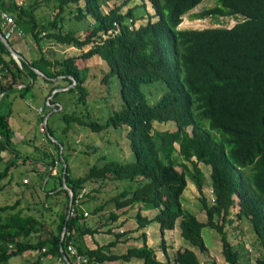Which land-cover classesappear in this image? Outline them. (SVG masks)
<instances>
[{"label":"trees","instance_id":"16d2710c","mask_svg":"<svg viewBox=\"0 0 264 264\" xmlns=\"http://www.w3.org/2000/svg\"><path fill=\"white\" fill-rule=\"evenodd\" d=\"M21 1L1 0V4L40 48L43 35L54 43L79 49L90 44L80 58L98 55L108 64L105 80L118 81L122 103L104 122L87 107L64 111L62 120L66 126L61 138L56 136L55 125L53 128L46 125L45 137L56 153L45 150L37 159L48 170L44 183L49 175L56 178L51 193L66 196L65 208L58 220L52 222L54 227L45 229L38 217L23 213L20 201L0 205V264H7L26 251H37L39 255L34 261L21 264H42L46 259L77 264L75 257L67 254L70 243L87 259L85 264L128 261L133 257L143 259V264H171L162 261L147 244L146 228L157 221L164 244L165 230L174 229L178 220L181 235L188 244L206 252L202 232L209 226L220 234L225 260L241 264L247 249L235 247L226 228L227 222H233L230 217L235 197L239 205L236 218L249 221L255 235L252 244L261 252L257 264H264V0H218L193 17L218 20L231 16L242 20L232 27L202 29L179 26L184 15L204 0H147L154 12L145 22L144 12H137L138 7L146 11L145 2L121 12L124 5L133 1L124 0L105 12V0H56L58 11L47 24H40L36 16V8L41 4L38 0ZM81 1L85 2L83 7L72 8ZM88 15L95 21L82 38L78 30L83 29L82 21ZM77 60L75 56L54 60L42 53L34 60L23 57L18 62L0 35V72L11 79L6 83L0 81V163L2 152L9 149L21 157L11 138L8 121L12 106L5 104V97L16 92L25 96L42 74L47 82L57 77L68 80L67 91L78 92L79 106H86L90 94L86 84L89 67H81ZM158 84L163 93L155 98L150 88ZM60 92H54V98ZM57 104L55 109L59 110L61 105ZM168 122L175 123L176 130H160L155 126ZM75 124L95 132L117 130L121 134L117 140L119 156L110 158L103 154L102 164L94 163L85 175H74L70 154L65 151L72 147L68 131ZM188 126H192L191 132ZM38 150L42 152L41 149L35 152ZM179 158L181 170L177 166ZM200 163L212 168V203L204 192L206 175ZM58 164L60 175L49 173ZM9 169L7 166L0 171V181L8 176ZM189 179L200 193L206 221L183 205L182 196ZM105 180L114 181L117 186V182H124L111 198L118 210L111 213L112 221H118L129 207L139 208L137 229L142 230L143 245L130 247L123 254L114 253L112 247L126 233L114 232L113 228L107 233L114 234L115 239L106 245L98 244L91 249L84 244L87 234L93 236L100 230L82 220L85 184ZM69 190L73 192L72 204ZM47 192L49 196L51 193ZM153 208L158 209L154 217L141 214L142 209ZM100 209L96 207L93 212ZM188 244L176 251L175 263L203 264Z\"/></svg>","mask_w":264,"mask_h":264},{"label":"rangeland","instance_id":"374dc122","mask_svg":"<svg viewBox=\"0 0 264 264\" xmlns=\"http://www.w3.org/2000/svg\"><path fill=\"white\" fill-rule=\"evenodd\" d=\"M27 1L35 2V0ZM38 1L41 4L36 8V16L39 19L40 24H47L54 19L58 11V9L55 8L56 0ZM123 1L124 0H105L103 10L107 12L112 7L121 5ZM144 2L147 6L146 11H143L141 10V7H138L137 12H144V15L146 16L144 18L145 22L147 21V16L151 14V12H154L151 3L147 0H133L129 4L124 5L121 12H126L130 7L140 5ZM217 2L218 0H204L184 16L181 27L198 29L207 27H232L242 20V18L235 19L231 16L221 17L218 20L211 17L204 19H196L193 17L194 13L202 11L205 7L213 6L217 4ZM84 5L85 2L81 1L79 4L73 5L72 8L76 9L79 6L83 7ZM94 21L95 19L91 15H88L82 21L84 27L83 29L78 30V34L81 35L82 38L85 37L90 29H92ZM43 36L44 38L40 39L42 48L38 46L32 35L25 31L20 38L14 37L10 39V42L13 44V47L28 60L39 58L42 53L48 56V58L51 57L54 60H60L70 56L78 57L77 62L81 67H89V78L86 82L90 90L89 101L86 106H79V93L67 91L70 87L68 80L63 77H57L55 80L47 82L42 74L33 83L32 90L25 94V96H18V93L16 92L9 93L5 97V104L12 106V111L10 112L11 116L8 121L11 128V138L16 149L20 151L21 157H17V152L12 151V149L2 152L3 161L0 163V171H4L7 166L10 169L8 176L0 181V205L12 204L20 201L19 208L23 210V213L35 215L39 218V223L42 224V227L44 224L45 229H49L50 227H54L52 222L56 219L58 220L60 213L64 211L66 196L63 193L59 195L51 193V188L55 184V177H50L49 175L46 178V183L43 181L45 175L48 174V170L44 166V163L37 158H40L45 150L56 153L54 145L45 137V131L47 130L46 125L48 124L51 128L55 125L57 132L56 136L61 138V131L66 126L65 122L62 120L64 111H79L82 107H87V110H90L95 118L104 122L111 111L121 107L122 99L120 96L118 81L115 79L105 80L109 66L103 59L98 55L89 59L80 58V56L90 48V44L79 49L74 46L54 43L48 38H45V35ZM17 42H20L21 44ZM10 80L9 76L5 77L0 72V81L6 83ZM19 85L18 87H21ZM150 89L152 90L151 94H153L154 97L155 95L160 97L163 93L161 84L153 85ZM58 90L62 92L54 98V92ZM57 103L61 105L59 110L55 109L58 105ZM42 117H44V119H42ZM155 126L160 130L173 131L177 128L176 124L173 122L155 123ZM189 130H191V128H189ZM212 135L215 137L213 132ZM68 136L69 142L72 143V147L67 148L65 154H70V165L73 174L76 176L85 175L94 163L102 164L103 159H101V156L103 154L110 158H116L121 153L117 142V140L120 139L121 134L114 129H105L100 132H95L88 127L82 128L78 124H75L73 128L69 129ZM64 141L67 142L66 140ZM217 142L218 147H221L218 138ZM37 149H41L42 152L39 150L38 152H35ZM26 155L30 158H26ZM181 161L182 159L179 158V161L177 162L178 169L180 170L182 167L179 165ZM187 163L190 164L189 162ZM200 166L206 175L204 192L208 201L212 203V168L211 166L202 163H200ZM49 173L60 175L61 165L58 164L57 167L51 168ZM25 180H27V182ZM117 183L118 186L114 181L105 180L87 182L85 184V196L83 198V204L81 205L85 217L82 220L83 222H86L85 224L100 229L99 232H101V229L105 233H107L108 229L112 228H114V232H121L123 229L120 225L121 219L115 222L110 219L111 213L118 211L115 209V205L111 201V198L122 189L124 184L122 181ZM42 186H44L46 191H44ZM47 191H50L51 193L49 196L47 195ZM235 199L236 203L232 208V215L230 217L233 219V222L226 223L229 238L235 247L241 249V247L244 246L247 249V253H244L241 264H257L256 260L261 252L252 244V242L254 243L255 235L252 232V227L249 221L236 218L239 205L236 197ZM182 202L183 205L193 212L201 221H206L207 216L203 211L200 193L191 179L188 180L187 188L182 196ZM96 207H101V209L97 213H94L93 210ZM131 209L132 211H130V213L133 214L132 218L134 219L135 224H138L136 219V205L132 206V208L129 207V210ZM155 209L158 213V209ZM154 222L158 224L157 231L154 235L155 241L153 242L156 245L157 256L164 262L176 264L174 261L176 251L188 244L187 241L183 239L181 233L179 236L177 228L180 227L177 226L174 229H166L167 233L166 235L164 234V237H166L167 240L163 244L161 225L159 226L157 221H153L152 223ZM150 224L146 228L147 236L149 230L148 227L151 226ZM202 235L208 247L206 252H202L199 248L188 244L189 247L197 252L202 263L230 264L225 260L222 253L220 234L215 229L206 226L203 228ZM139 240L142 241L143 239L140 237ZM115 252H120L119 247L115 249ZM38 254L37 251H26L22 255L11 258L7 264L31 262L36 259ZM47 264H62V262L60 260H50Z\"/></svg>","mask_w":264,"mask_h":264},{"label":"crops","instance_id":"0c3cea01","mask_svg":"<svg viewBox=\"0 0 264 264\" xmlns=\"http://www.w3.org/2000/svg\"><path fill=\"white\" fill-rule=\"evenodd\" d=\"M17 43H20V42H17ZM136 209H137L136 212H138L139 208L137 206H136ZM130 211H132V209L127 212L129 214L124 213L120 217V219H121V222H120L121 228H123L121 230V232L124 231L126 233V235H124L122 237V240L117 245L112 247L113 252L116 253V254H123V253H126L127 250L130 247H140V246L143 245V240L142 241L139 240L140 239L141 230L137 229L138 224H135L134 219L132 218L133 214H131ZM156 211L157 210L155 208H153V209H142L141 210V214L144 215V216H148L149 218H152L157 213ZM177 224H179V221H178ZM150 225L151 226L148 227L149 230H148L147 243L149 245H151V247H153L157 251L156 245L153 242L155 241L154 235H155V232L157 231L158 224H156L154 222V223H152ZM159 226H160V224H159ZM177 226L178 225H176V227ZM113 230H114V228H113ZM177 231H179V236H180V233H181L180 228H177ZM166 233H167V230H165V235H166ZM114 239H115V235L114 234L105 233L101 229V232H97L93 236L90 235V234H87L85 236V238H84V244L87 247H89L91 249H94V248L97 247L98 244L106 245L107 243H109L110 241H112ZM165 239L167 240L166 237H165ZM120 246H122V247H120ZM186 246L187 245H185V247ZM117 247H119L120 252H115V249ZM38 255H37V257H38ZM48 261H49L48 259L43 260L42 264H47ZM105 264H143V259L133 257L131 260H128V261H124V260L107 261V262H105Z\"/></svg>","mask_w":264,"mask_h":264},{"label":"built area","instance_id":"2783aa9c","mask_svg":"<svg viewBox=\"0 0 264 264\" xmlns=\"http://www.w3.org/2000/svg\"><path fill=\"white\" fill-rule=\"evenodd\" d=\"M21 3V0H18ZM0 31L6 39L13 37H20L24 34V31L17 25L14 18L9 15L5 8L1 4L0 0ZM27 182V180H25ZM67 254L75 257L77 264H85L87 259L80 255L76 247L70 243L67 249Z\"/></svg>","mask_w":264,"mask_h":264},{"label":"water","instance_id":"95a60500","mask_svg":"<svg viewBox=\"0 0 264 264\" xmlns=\"http://www.w3.org/2000/svg\"><path fill=\"white\" fill-rule=\"evenodd\" d=\"M0 35H1L2 39H3V41L5 42V44L8 46V48L11 51L12 55L14 56V58H16V60L18 62H20V60L23 58V56L17 50L14 49V47L9 43V41L3 36V34L1 32H0ZM69 192H70V195H71V204H72L73 192L71 190H69ZM69 264H71V263H69Z\"/></svg>","mask_w":264,"mask_h":264},{"label":"clouds","instance_id":"9594fccd","mask_svg":"<svg viewBox=\"0 0 264 264\" xmlns=\"http://www.w3.org/2000/svg\"><path fill=\"white\" fill-rule=\"evenodd\" d=\"M200 4H201V3H200ZM196 7H197V6H196ZM196 7H195V8H196ZM188 13H189V12H188ZM185 15H186V14H185ZM185 15H184V16H185ZM183 18H184V17H183ZM206 18H207V17H206ZM181 24H182V23H181ZM179 28H183V27H181V25H180ZM207 28H209V27H207ZM0 32H1V31H0ZM7 40H9V39H7ZM12 46H13V45H12ZM14 49H15V48H14ZM15 50H16V49H15ZM20 54H21V53H20ZM45 123H46V122H45ZM189 128H191V130H189ZM192 129H193L192 126H188V131H189V132H191ZM212 132H213V131H212ZM213 133H215V132H213ZM212 198H213V197H212ZM178 221H179V220H178ZM177 223H178V222H177ZM178 226H179V224H178Z\"/></svg>","mask_w":264,"mask_h":264}]
</instances>
